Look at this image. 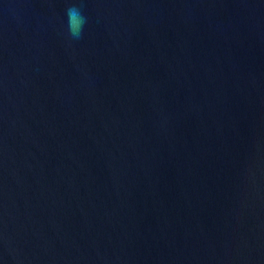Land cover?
Returning <instances> with one entry per match:
<instances>
[{
  "label": "water",
  "instance_id": "1",
  "mask_svg": "<svg viewBox=\"0 0 264 264\" xmlns=\"http://www.w3.org/2000/svg\"><path fill=\"white\" fill-rule=\"evenodd\" d=\"M0 264H264V0H0Z\"/></svg>",
  "mask_w": 264,
  "mask_h": 264
}]
</instances>
